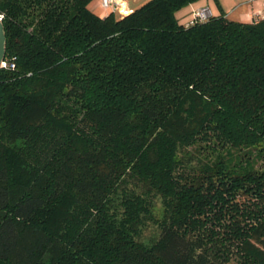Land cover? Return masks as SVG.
Returning a JSON list of instances; mask_svg holds the SVG:
<instances>
[{
  "label": "trees",
  "instance_id": "1",
  "mask_svg": "<svg viewBox=\"0 0 264 264\" xmlns=\"http://www.w3.org/2000/svg\"><path fill=\"white\" fill-rule=\"evenodd\" d=\"M91 1L0 0V264H264V17Z\"/></svg>",
  "mask_w": 264,
  "mask_h": 264
},
{
  "label": "crops",
  "instance_id": "2",
  "mask_svg": "<svg viewBox=\"0 0 264 264\" xmlns=\"http://www.w3.org/2000/svg\"><path fill=\"white\" fill-rule=\"evenodd\" d=\"M139 2L142 0H132ZM100 4V0H98ZM130 0H125L123 8L125 11L130 10ZM209 6L213 15L224 14L228 18L236 20H252L264 17V0H195L188 6L179 11L180 15H184V20H188L191 11L200 6ZM105 13V9L100 6Z\"/></svg>",
  "mask_w": 264,
  "mask_h": 264
},
{
  "label": "rangeland",
  "instance_id": "3",
  "mask_svg": "<svg viewBox=\"0 0 264 264\" xmlns=\"http://www.w3.org/2000/svg\"><path fill=\"white\" fill-rule=\"evenodd\" d=\"M142 1L139 2H133L132 0H130L129 5H130V9H134L136 6H138ZM99 2L98 0H92L90 2V8L95 11L98 12L100 14H103V10L101 9V5H98ZM255 20V19H253ZM152 215L154 217V219L156 218H160L162 215V211H163V205L161 202L160 198H155L153 205H152ZM159 227L156 223V221L154 220H147L141 227H140V238L145 242V243H152L154 241V239L157 238L158 234H159Z\"/></svg>",
  "mask_w": 264,
  "mask_h": 264
},
{
  "label": "built area",
  "instance_id": "4",
  "mask_svg": "<svg viewBox=\"0 0 264 264\" xmlns=\"http://www.w3.org/2000/svg\"><path fill=\"white\" fill-rule=\"evenodd\" d=\"M101 6L105 9L106 12L112 11L119 14H124L127 11L123 8L125 0H100ZM211 9L209 6H200L197 8H194L191 11L190 18L186 21V25L192 24L197 21H203L212 16ZM1 18V16H0ZM258 19H255L253 21H257ZM5 62H2V65H4Z\"/></svg>",
  "mask_w": 264,
  "mask_h": 264
},
{
  "label": "water",
  "instance_id": "5",
  "mask_svg": "<svg viewBox=\"0 0 264 264\" xmlns=\"http://www.w3.org/2000/svg\"><path fill=\"white\" fill-rule=\"evenodd\" d=\"M5 44H6V38H5L4 26L2 23V19L0 18V67L2 66V62L5 56Z\"/></svg>",
  "mask_w": 264,
  "mask_h": 264
}]
</instances>
